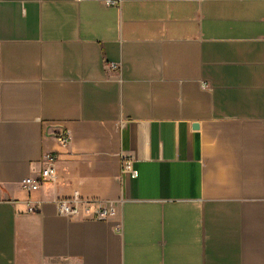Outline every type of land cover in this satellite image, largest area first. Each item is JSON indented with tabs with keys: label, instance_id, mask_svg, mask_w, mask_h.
<instances>
[{
	"label": "crops",
	"instance_id": "0c3cea01",
	"mask_svg": "<svg viewBox=\"0 0 264 264\" xmlns=\"http://www.w3.org/2000/svg\"><path fill=\"white\" fill-rule=\"evenodd\" d=\"M0 264H264V0H0Z\"/></svg>",
	"mask_w": 264,
	"mask_h": 264
},
{
	"label": "built area",
	"instance_id": "2783aa9c",
	"mask_svg": "<svg viewBox=\"0 0 264 264\" xmlns=\"http://www.w3.org/2000/svg\"><path fill=\"white\" fill-rule=\"evenodd\" d=\"M111 68H116V65L111 64ZM63 144L68 143L70 139L69 132L63 130L58 137ZM45 161L53 164L56 161V156L47 154L44 157ZM121 172L129 173L132 178L138 176V171L134 167V159L131 155L123 153L121 155ZM56 175V170L53 166H49L42 170L41 177L38 179L26 178L22 183L24 188L29 192H35L40 189L43 183L53 181ZM57 213L62 217L79 220H97L107 221L109 218L117 214L116 207L110 202L102 199H84L75 194L70 198H59L55 201ZM28 212H38V208L27 203Z\"/></svg>",
	"mask_w": 264,
	"mask_h": 264
}]
</instances>
